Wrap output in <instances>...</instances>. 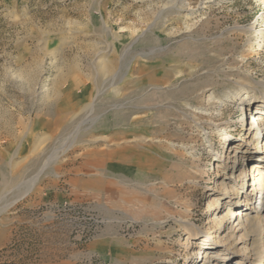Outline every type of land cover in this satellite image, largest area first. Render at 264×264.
I'll return each mask as SVG.
<instances>
[{"label": "rangeland", "instance_id": "rangeland-1", "mask_svg": "<svg viewBox=\"0 0 264 264\" xmlns=\"http://www.w3.org/2000/svg\"><path fill=\"white\" fill-rule=\"evenodd\" d=\"M241 84H264V0H0V264H187L196 235L225 244L205 264H255Z\"/></svg>", "mask_w": 264, "mask_h": 264}, {"label": "bare ground", "instance_id": "bare-ground-1", "mask_svg": "<svg viewBox=\"0 0 264 264\" xmlns=\"http://www.w3.org/2000/svg\"><path fill=\"white\" fill-rule=\"evenodd\" d=\"M259 86L255 87V89H257L258 92L255 94H252L255 90L254 88L252 89V88L246 86L245 84H241V90L243 91V93H242V96L239 97V101H240V104L242 106L241 110H243L245 112L244 118H245V123H246L245 125L246 126L244 129L246 130L247 126L251 124L252 125L251 128H253V129L255 128L257 132L262 133V137L260 138L259 136H256V133H255L254 141L256 140L257 144L253 147L246 148V149L243 147H240V144L235 142L233 144L234 147L231 151H236V150H239V148H241V149H244L242 152H245V154L249 155V159L247 158V160H248L247 164H248V166H249V164L252 166L251 171H253V172L255 171V174L260 176L255 181H256V184L260 185V191L263 194L255 196L256 198H255V201H253V208L252 209L248 208L247 204L243 203V201L245 200L244 198H246L248 195L251 194L250 192H248V189H249L248 188V181L250 180V177L253 176V174L250 173V171L242 172L241 173L242 175L239 179L242 181H244V180H246V181H245V184H243L242 186L239 187V188H242L243 191L242 192L238 191L236 194L237 196L238 195L240 196L239 197L240 203H236V202L232 203V200L228 201L229 207L232 205L235 206L233 209L231 208V215L229 216V219L233 218L232 222H233L234 226H239L240 224H242V222L243 223L246 222L247 225H249V223L251 224L253 220L250 219L251 217L249 218V213L254 212V214L259 215L260 214L259 211H261V209L264 210V172H263V169H264V144H262V142L264 140V84H260ZM246 106H247V108H245ZM254 106H256L255 109H254ZM248 111H250V113H249V115L246 116V113ZM257 111H259V112L257 113ZM244 118H242L243 122H244ZM259 138H260V140L258 141ZM239 152H241V151H239ZM239 157L240 156L238 153H235L232 156L233 159L231 160V163H232L230 165L231 168L234 167L233 164L235 162L236 163L238 162V165H237L235 171H233L231 173V176L228 177L229 180L234 178L236 181V179H237L236 173H238L239 170H241V171L244 170L243 168H240ZM244 168H246V167H244ZM259 171H261V172L258 173ZM37 175H35L33 177L30 185H32L36 182L35 180H37ZM223 188L226 189V184L224 185ZM29 190H30V187L27 189L26 192H28ZM251 191H253V188ZM220 194L221 195L225 194V196H226V194H229V191L225 192V193L220 192ZM227 197H230V196H227ZM220 198L221 197L218 196L216 199L215 198L212 199V196H211V200H214V201L209 205V208L207 211V215H209L210 217L218 218L219 212H221V210L226 206V204H224L223 201L220 200ZM258 204H259V206H258ZM248 209H251V211L246 212V210H248ZM217 210H220V211L218 212ZM257 217H259V216H257ZM258 222L260 224V221H258ZM203 236L204 235H201V236L196 235L192 239H189L188 242H190L189 244L191 247L193 245H195L196 240H201V242H200L201 248L199 250H197L195 258H193V259L187 258V261H188L187 264H205L206 262H208V258L210 257V253L212 252L211 250L225 245L222 237L220 238L219 235L214 236V237H209V235H207L206 237H203ZM193 239H195V240H193ZM240 255L241 254L239 251H235V255H234V253L231 255H226V256H220L218 254H213V257L216 260H219L218 261L219 264H221V262H223V264L228 263V262H230V264H232V263H237V261H239L238 257ZM263 255H264V251L262 252L261 258L255 264H263V262H264ZM236 258H238V259L236 260Z\"/></svg>", "mask_w": 264, "mask_h": 264}, {"label": "crops", "instance_id": "crops-1", "mask_svg": "<svg viewBox=\"0 0 264 264\" xmlns=\"http://www.w3.org/2000/svg\"><path fill=\"white\" fill-rule=\"evenodd\" d=\"M29 200H31V202H26L27 205H29V203L34 204H38L39 201H35V198H29ZM19 211V208H17L16 206L14 207V205H11V210L9 211V226H6L5 229L2 228L0 226V247L6 245L7 243L11 242L14 236V229L16 228L15 226V222L17 221L16 219H18L17 215ZM27 221H22L21 223H26ZM7 224V225H8Z\"/></svg>", "mask_w": 264, "mask_h": 264}]
</instances>
